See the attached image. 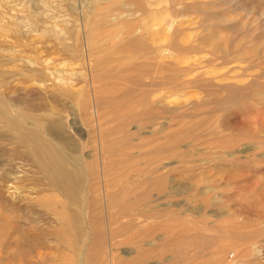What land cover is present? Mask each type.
Returning <instances> with one entry per match:
<instances>
[{
	"label": "rangeland",
	"instance_id": "374dc122",
	"mask_svg": "<svg viewBox=\"0 0 264 264\" xmlns=\"http://www.w3.org/2000/svg\"><path fill=\"white\" fill-rule=\"evenodd\" d=\"M3 11L0 264H264V0ZM8 117L59 123L67 167L95 164L83 201L47 184ZM45 197L81 211L70 246Z\"/></svg>",
	"mask_w": 264,
	"mask_h": 264
},
{
	"label": "bare ground",
	"instance_id": "6f19581e",
	"mask_svg": "<svg viewBox=\"0 0 264 264\" xmlns=\"http://www.w3.org/2000/svg\"><path fill=\"white\" fill-rule=\"evenodd\" d=\"M3 1L4 3L9 4L11 0H0V11L2 13L4 12ZM14 6L15 4H12L10 9H13ZM29 12L31 14L34 13L33 11ZM14 17L15 15L10 16L12 19H14ZM64 48L65 47L63 46V49ZM44 75H46V73ZM5 114L6 113L4 109L0 106V117L6 116ZM91 114L94 118L97 116L94 106H92ZM7 120L15 123L14 128L17 130V139L19 144H22L25 147V156L35 163L36 168L43 175L44 179L47 181V184L54 190L61 192L64 200L68 203L73 204L79 203L80 200L83 201L84 195L82 193L80 194L81 189L83 190V174L85 173L92 177L96 171L95 164L90 165L88 168L89 170H87V168H82L80 170L74 168L70 170L67 167L63 155H69L67 154V151L71 152L75 149L64 136L60 135L59 123L57 121L48 120L43 126L37 123L39 127H35L32 124H28L23 118L20 117H8ZM41 127L44 129L45 135H42L40 131ZM103 169V164H101L100 172H102ZM1 193L2 191H0V194ZM41 203L46 211H55L57 215V220L61 226V229L60 232L56 231L53 236L59 243H67L66 245L70 246L71 244L69 241H64L63 239H79L78 237H80L83 233L82 228L80 225H78L81 215V211H79V209L75 208V210L68 209L66 211H56L55 207L58 206V202H55L49 197H45ZM8 208L11 210H17V207L14 205H9ZM93 209L95 208L93 207L92 210ZM91 216L94 215L91 214ZM96 218L97 217L95 216L94 219ZM94 232H98L97 229Z\"/></svg>",
	"mask_w": 264,
	"mask_h": 264
}]
</instances>
